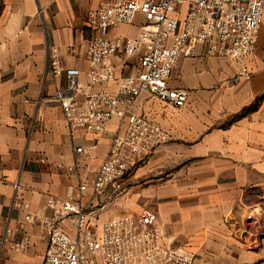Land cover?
<instances>
[{"label": "crops", "instance_id": "crops-1", "mask_svg": "<svg viewBox=\"0 0 264 264\" xmlns=\"http://www.w3.org/2000/svg\"><path fill=\"white\" fill-rule=\"evenodd\" d=\"M106 2L0 0V264L42 263L46 234L40 223L25 220L20 205L29 204L32 215L50 216V196L80 199L96 211L98 224L151 209L166 242L190 249L194 264L264 259V243L252 246L230 220L264 199V24L256 51L243 61L200 45L194 57L178 63L169 86L189 93L184 107L142 92L134 112L161 125L169 140L146 157L122 193L109 188L95 195L92 188L81 193L80 184L96 178L124 125L115 120L103 133L72 132L55 101L66 76L54 77L48 62L57 51L65 67L79 68L87 80L94 34L87 15ZM144 22L139 16L137 24L111 36L137 37ZM116 65L117 75L127 76L137 61L118 58ZM76 146L84 148L79 156ZM61 226L75 234L70 222ZM24 235L31 238L30 249H14Z\"/></svg>", "mask_w": 264, "mask_h": 264}, {"label": "built area", "instance_id": "built-area-1", "mask_svg": "<svg viewBox=\"0 0 264 264\" xmlns=\"http://www.w3.org/2000/svg\"><path fill=\"white\" fill-rule=\"evenodd\" d=\"M145 22L137 37L111 36L112 30ZM88 25L94 32L87 47V80L76 67H65L57 51L49 58L54 77L62 73L66 85L56 89L55 101L62 107L73 132L84 129L103 133L112 121L124 125L116 133L109 154L91 183L80 184L83 193L92 188L95 195L112 188L118 195L146 157L169 140L161 125L133 107L147 91L174 107H184L189 93L169 86L174 69L186 57H194L200 45L233 61H243L254 53L264 24V0H107L88 12ZM137 61L135 72L117 75L116 60ZM247 78L250 74L244 70ZM79 156L82 146L75 147ZM18 188L19 185H16ZM25 220L40 223L47 237L41 264H194L195 256L185 246H171L157 224V214L145 209L139 215L122 214L98 224L96 211H89L73 196H50V216L29 213V204L20 205ZM250 238L251 245L264 243V199L230 218ZM68 221L75 234L64 230ZM7 229L3 245L7 242ZM32 241L24 235L12 247L28 251ZM256 264H264V259Z\"/></svg>", "mask_w": 264, "mask_h": 264}, {"label": "rangeland", "instance_id": "rangeland-1", "mask_svg": "<svg viewBox=\"0 0 264 264\" xmlns=\"http://www.w3.org/2000/svg\"><path fill=\"white\" fill-rule=\"evenodd\" d=\"M261 260H263V259H247L245 262H239V260L233 259L231 263L232 264H256L257 262H259ZM218 261H224V260L223 259H218ZM202 264H223V262L222 263H214V262H211V261L208 260V261H204Z\"/></svg>", "mask_w": 264, "mask_h": 264}]
</instances>
